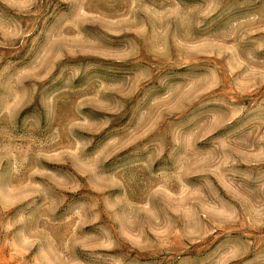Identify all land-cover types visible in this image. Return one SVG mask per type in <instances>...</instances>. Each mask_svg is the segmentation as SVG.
I'll use <instances>...</instances> for the list:
<instances>
[{
	"label": "rangeland",
	"instance_id": "1",
	"mask_svg": "<svg viewBox=\"0 0 264 264\" xmlns=\"http://www.w3.org/2000/svg\"><path fill=\"white\" fill-rule=\"evenodd\" d=\"M0 264H264V0H0Z\"/></svg>",
	"mask_w": 264,
	"mask_h": 264
}]
</instances>
